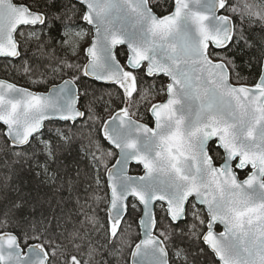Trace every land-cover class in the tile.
<instances>
[{"label":"snow or ice","instance_id":"snow-or-ice-1","mask_svg":"<svg viewBox=\"0 0 264 264\" xmlns=\"http://www.w3.org/2000/svg\"><path fill=\"white\" fill-rule=\"evenodd\" d=\"M0 63V264H264V0H0Z\"/></svg>","mask_w":264,"mask_h":264},{"label":"trees","instance_id":"trees-1","mask_svg":"<svg viewBox=\"0 0 264 264\" xmlns=\"http://www.w3.org/2000/svg\"><path fill=\"white\" fill-rule=\"evenodd\" d=\"M233 2H235V0H233ZM251 2V0H250ZM86 27V26H85ZM9 72H11V70H9ZM9 72H5V69H4V64L3 63H0V78H6V79H10V80H14L15 82H17L19 85L21 86H25V87H30V85L27 83V80L26 79H22V78H19L15 72H11V74H9ZM242 75H250L248 72H247V69H242ZM87 79V78H85ZM58 82V81H57ZM165 82H166V79H165ZM235 82V81H233ZM252 79L250 78L249 79V83H252ZM89 83H91L89 81ZM149 83H151V81H149ZM33 90H36V91H44L46 90L45 88H39V89H33ZM83 102V101H82ZM98 110L100 112V114L105 118L107 119L108 116L110 115V113H105L103 111V107L102 105H98ZM143 110V109H142ZM151 124V123H150ZM110 147L109 145H107V143H105V148H108ZM115 160V157L112 158L110 161H109V165H111L113 163V161ZM131 172L132 173H136V172H139V168L138 167H132L131 168ZM247 172H240L239 173V176L240 177H243L244 175H246ZM103 208V206H101ZM135 234H136V229L134 227L133 229V240H135ZM130 254V253H129ZM128 254V256H129Z\"/></svg>","mask_w":264,"mask_h":264},{"label":"water","instance_id":"water-1","mask_svg":"<svg viewBox=\"0 0 264 264\" xmlns=\"http://www.w3.org/2000/svg\"><path fill=\"white\" fill-rule=\"evenodd\" d=\"M45 91V90H44ZM150 126H153L154 127V124H150ZM116 162V158H115V160H114V162L112 163V164H114ZM111 166V165H110ZM131 167H139L140 168V173H130V171H129V174L130 175H140V174H143V169H142V166H138V165H136V163L135 162H132V163H130V165H129V168L131 169ZM249 171H250V169H249ZM239 173L240 172H238V175H239ZM247 175V174H246ZM245 175V176H246ZM244 176V177H245ZM240 177V176H239ZM244 177H240V179H243ZM218 228H219V231H222L223 229H222V226H217ZM217 231V230H216ZM129 264H131V258H130V255H129Z\"/></svg>","mask_w":264,"mask_h":264},{"label":"rangeland","instance_id":"rangeland-1","mask_svg":"<svg viewBox=\"0 0 264 264\" xmlns=\"http://www.w3.org/2000/svg\"><path fill=\"white\" fill-rule=\"evenodd\" d=\"M86 40H87V38H86ZM85 44H86V41H85Z\"/></svg>","mask_w":264,"mask_h":264}]
</instances>
